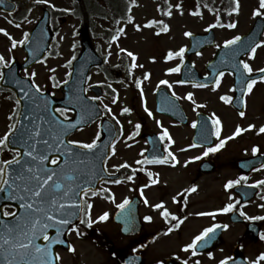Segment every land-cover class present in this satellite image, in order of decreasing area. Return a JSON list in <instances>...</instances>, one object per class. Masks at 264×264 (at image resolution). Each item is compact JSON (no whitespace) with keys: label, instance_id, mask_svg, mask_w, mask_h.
I'll return each mask as SVG.
<instances>
[{"label":"flooded vegetation","instance_id":"1","mask_svg":"<svg viewBox=\"0 0 264 264\" xmlns=\"http://www.w3.org/2000/svg\"><path fill=\"white\" fill-rule=\"evenodd\" d=\"M79 5L82 6V10H84L85 3L76 4L78 11ZM35 8L38 9V12H36L35 19L32 21L31 16ZM44 10H49L50 29L52 37L55 38L57 35L58 15L55 16L56 11L53 10L52 5L49 3H41L37 2V0H5V3L0 5V28L6 29L9 34L5 35L4 33H0V54H3L11 63L15 61L22 62L26 55L22 49L24 44L18 45L16 48H11L10 37L20 40L23 38L25 32L29 34L33 24H35L39 15H41ZM61 22H63V19ZM16 24H19L20 27H16ZM119 29L121 28H93L92 26H88L91 43L95 51H97L101 57L102 63L92 67L88 71L85 89H87L86 95L89 98L99 97V99L95 101L100 108L101 115L87 127L79 128L71 133L69 140L74 139L90 142L96 137L98 132L100 133L101 140L102 121L108 120L111 122L117 138L115 142V153L113 154L111 152L106 166L111 174L117 175L113 180L118 179L121 182L118 184L111 183L112 180L110 179L103 184L106 185L107 190L113 189V186L121 185L125 188L124 190H126L125 198L129 200L134 196L141 198L139 216L144 226L139 235L125 237L120 234L119 226L114 224L119 233L118 241H120V243L116 244L110 236L104 234V240L107 245L106 250H103L95 240L86 237L83 233L77 235L74 230L73 234L75 238L79 241L90 243L96 250L101 249L104 252L106 251L108 259L114 260L115 264H123V257L128 252H134L143 256L146 264H159L161 261L165 264L167 258L183 263L187 260L188 264H196L197 261H199L200 264H207L208 259H215L213 264H219L221 259L232 257L234 252L240 253L247 263L249 260L256 259L261 252H264V239L260 238V234L264 232V220H248L245 216L241 215V212L247 213L246 208H249V213H247L248 216H264V207H261V205H264V199L261 198L264 197V185L257 186L255 184L256 181L264 180V168H260V165L264 163V133L259 132V128L264 126V93L257 92L259 91L258 88L264 86V81H259V79H257V83L253 86L252 92L245 93L242 106V111L245 113L243 117L239 114L241 110L234 108L231 103H227L232 109L234 121L231 128L230 125L221 124V136L219 139L231 136L237 126L247 130L233 139L227 140L222 149L204 156V151L210 146L196 145L195 147H189V145H193L191 141L194 129L192 123L197 113L204 112L208 114L209 112H214L213 95L207 93V96L203 97L202 101H199L201 105L198 107L199 109L194 112L193 120L192 116H187L188 111L193 110V107H191V109L188 106L185 108L183 107L186 119L185 123L177 122L167 113L157 111V98L164 102H166L167 99L169 100L164 90L170 96L172 95L171 87L159 84L161 80H168L171 84V73H169L165 67H161L158 64H156L157 67L153 72L150 67L147 68V65H144L145 62L142 59L143 53L141 54V50L133 47V45L136 46V44L130 46L121 42L124 36L123 32L117 36L116 40H113L112 37L117 35ZM82 30V26L77 27L74 28L71 33L73 39H75L69 56L72 61L74 60L72 57L75 56L76 58L81 50L80 34ZM54 38H52V40ZM52 45L53 41L50 43L48 52L52 51ZM121 49L126 51H121ZM57 51L58 56L63 55L62 52L59 53V48ZM129 51L135 54L136 59L134 63L136 67H132L133 60L127 55ZM44 60L45 59L34 63L27 69L21 70L20 74L30 79H35L36 84L40 85L44 91H50L56 94V96L58 95L61 97L64 83L58 82L68 80L69 76L67 74L71 72L72 62L71 65L68 64L69 60L67 62H60L57 67L58 72L56 73L55 80L51 79V77H53L52 74H50V80L49 74L48 76L47 74H43V78L39 80L35 68L40 66ZM3 68L0 70L3 71ZM257 70L258 69L254 70L253 73L257 72ZM33 71L36 73L34 78L28 75ZM150 71L151 73H149ZM146 74H148L147 78H145ZM223 78H226V82L230 84V90L224 93L233 97L231 76L225 73ZM137 80L141 81L139 86L136 83ZM222 80L223 79H221V81ZM57 84L58 86H56ZM179 84H175L177 91L174 92L176 93L178 101L183 106V104L187 102V94L184 91H179L181 88L194 87L197 89H206L212 87L215 83L205 87H197L195 84ZM141 88L143 89V93H141ZM1 95H7L14 99L13 92L0 85V96ZM220 97L221 96L217 95L214 99L219 101ZM113 100H115V103H113ZM221 102L223 101L221 100ZM104 105H108L111 111H107ZM145 105L148 110H146ZM124 108H129L131 111L124 112L122 111ZM149 111L151 115H149ZM66 116L67 118H72L74 113L68 112ZM137 123L141 125V128L137 135H133L136 131L135 126ZM171 124L175 126V134L173 136L174 142H169L167 139L160 141L159 136L164 128H167L171 135ZM249 124L255 125V127L248 129ZM153 135L155 136L152 137ZM129 137L131 138L129 139ZM219 139L215 137L211 146L218 143ZM150 142L155 144L159 143L164 152V156L167 155L169 151L167 147L171 145V152L176 156L179 162L169 164H137V161L146 157L145 152L149 148ZM165 145H167V147H165ZM253 147H258L259 151L253 153ZM131 151L135 153L130 154ZM193 151L197 153L192 155L191 153ZM7 154L9 155V153ZM193 157H200V159H192ZM115 158L116 164L113 163ZM246 159H250L251 162L246 168H243L242 166L244 163L241 160ZM202 160L211 162L207 168L216 166L215 171L201 173L199 163ZM226 160H230V164L228 165L234 170L233 175L228 180L238 179L242 175L248 177L246 182L242 181L239 185H234L233 188L230 189V192H232V203L239 201L232 210L236 211L242 219L232 224H226L228 227L222 233L223 241L211 244L208 247L209 249L202 252L196 251V255H193L190 249L188 250L189 252L184 253L185 251L182 250V246H180L178 251L170 250L167 254H163L162 252H147L146 249L149 248L152 242L158 239V237L162 238V236L166 237L167 235L171 243V234L176 233L178 236L180 235L183 226L191 216V208L196 205L195 202H191V195L203 192L204 181L212 183L215 179L219 183V188L223 191L224 181L222 170ZM125 163L131 165V167H123L119 168V170L115 167ZM134 169L135 174L133 175ZM149 172L153 173V175L149 176ZM128 176H133V179L128 180ZM153 179H156L158 182L152 184L151 181ZM193 186H195V191H186ZM241 189L242 192L249 196L246 201H242L240 195L237 193V191ZM107 190L106 194H108ZM141 191H143V195H141ZM148 194L154 195L156 201L152 202L151 207L144 212L143 207L149 205V203H144V197L146 196L148 201L153 200L152 198H148ZM173 197H176L175 201ZM161 202H163L164 207L173 214V216H170L167 220L162 216L163 209H156L153 207V205ZM220 208H223L222 202L221 205L216 208L215 215L211 218L212 221L201 227V231H203L204 228L211 227L213 224H225L224 213L217 211ZM196 210L197 209H195V211ZM204 211L205 210H197L194 212V217L196 219L204 217L205 215H198V213H205ZM145 216H151L153 219L151 221H145ZM173 217L178 218L182 223L179 228H174L173 231L169 233L167 229L177 222V219ZM82 218H84L83 215ZM226 218H228V214ZM148 225L151 227L149 231H147L146 228ZM231 225L242 226L243 231L236 236V240L227 242L224 233ZM82 227L87 228L93 234H103L99 232V227H95V225L88 227L86 223H80L78 229ZM69 252L70 251L65 252L59 249V254L62 255L63 260L65 258V253ZM209 252L213 254L211 257L209 256ZM148 253L151 255L148 256ZM219 253H221L220 256H218Z\"/></svg>","mask_w":264,"mask_h":264},{"label":"snow or ice","instance_id":"2","mask_svg":"<svg viewBox=\"0 0 264 264\" xmlns=\"http://www.w3.org/2000/svg\"><path fill=\"white\" fill-rule=\"evenodd\" d=\"M41 3H49V0H37ZM5 0H0V5H3ZM55 7V5H53ZM180 8V5H176ZM240 0H235V6L230 9L229 14L239 13ZM168 16L172 15L169 10L166 13ZM198 15L199 13H193ZM253 16L264 17V0H259V6L253 11ZM133 19L129 16V20ZM153 24L162 25L159 29L160 32H167L168 25L164 22L157 20H150L147 23L148 27ZM20 27L19 24L15 25ZM220 26V20L217 19L216 25H210L209 27ZM236 22H230L226 25L228 28H235ZM137 28L140 26L137 25ZM123 28L119 29L117 35L112 37L113 40L117 39V36L123 32ZM0 33L9 35L4 28H0ZM185 35L192 36L191 32H186ZM29 34L25 32L23 38L16 40L11 38V48H16L18 45H23L28 40ZM242 37L240 35L233 36L230 39H226L223 45L226 49H230V55L235 58L240 55L241 52L246 53L250 58L254 59L257 53V49L264 46V40L259 42H253L252 44H240ZM240 44L239 47L234 48L232 46ZM217 48L221 45L217 44ZM121 51H126L121 49ZM186 52V46L179 48L178 51H169L165 59H172L173 57H181V64H183V57ZM127 55L132 58V67H136L135 54L127 52ZM75 59V56L72 57ZM72 60L68 61L71 65ZM11 64L10 60H7L3 54H0V69L7 67ZM242 66V68L240 67ZM235 72H239L240 82L246 86V92L251 93L253 86L257 83V79H252L249 74L253 73V67L246 60H239L238 63L232 65ZM54 71V70H53ZM169 73L180 72L181 65H177L173 68L167 69ZM260 75L259 81H264V68L257 70ZM30 77H35L36 73L33 71L28 74ZM71 77V73L67 74ZM147 75L145 78H147ZM225 72L219 71L215 77L214 83L216 87L221 84V78L224 77ZM4 79V72L0 70V80ZM55 80V77H51ZM188 81L180 80L178 83L183 84ZM19 84L20 81H17ZM58 83L67 84L68 81H59ZM137 85L141 84V81L137 80ZM161 85H167L171 87L168 80L159 81ZM58 86V84L56 85ZM197 87H205L204 84H197ZM87 91V89H83ZM20 92L23 94L25 100L30 101L26 111L21 110V101L17 99L15 101L16 107L9 115L11 123L7 127V131L0 136V153L4 151L12 152V156L9 159H0V264H59L61 259L59 253H54V245L64 244L66 241L63 239L65 231L75 230L77 235H80L78 227L73 223L74 218H79V214L83 213L85 218H80V223H86L88 227H91L97 221H107L109 219V213L107 211L99 215L96 220L91 217L92 203L89 202L87 197L89 195L96 196L97 191L91 184L92 176L95 174H89L84 171L85 160L81 159L82 156H90L94 153L92 150L98 148V141L100 140V133L96 134V137L90 142H83L80 140H65L64 136L70 129L76 128L81 124L83 117L75 122H68L66 114L73 110L70 107L55 108L48 111V101L43 104H39L37 101L39 96L43 93V89L40 85L36 84L35 79L31 81V87L25 89L20 88ZM141 93L143 89L141 88ZM176 95L175 92L172 93ZM96 100L99 97H92ZM187 99L193 100V94L188 93ZM222 101L231 103L233 97L228 95H222L220 97ZM71 104V101H69ZM77 103H80L78 98ZM115 103V100H113ZM193 103L195 101L193 100ZM81 107L83 104L81 103ZM146 110L147 106L145 105ZM200 107V105H197ZM107 111H111L108 105H104ZM122 111L130 112L131 109L124 108ZM59 113L60 115H57ZM240 116H244L245 113L241 111ZM149 115L151 112L149 111ZM61 116L64 119H61ZM211 124L214 126L212 135L218 139L221 136V120L219 117L212 114L209 117ZM197 121H193L192 126L197 127ZM255 125L249 124L248 129L254 128ZM136 131L133 135H137L141 128L139 123L135 126ZM240 126H237L236 130L231 136L219 139V142L214 146L208 147L203 155L207 156L209 153L217 152L225 146L227 140H231L234 137L240 135L246 131ZM260 133H264V126L259 128ZM131 137H129L130 139ZM160 141L167 139L169 142H174L167 128H164L159 136ZM196 145H189V147H195ZM167 147V145H165ZM80 149L88 150L84 153L79 151ZM259 151L258 147H253L252 152ZM111 152L115 153V141L112 142ZM192 159H200V157H193ZM176 156L168 151L165 156H153L151 159L144 157L142 160L137 161V164H169L178 163ZM117 170L123 167H131L127 163L115 166ZM260 168H264V163L260 165ZM106 170V169H105ZM256 170V169H254ZM135 169L133 170V175ZM149 176L153 173L149 172ZM98 178V177H97ZM128 180H132L133 176H128ZM248 177L246 175L240 176L238 179L228 180L225 184L226 189L233 188L234 185H239L242 181L246 182ZM120 180H112L111 183H120ZM158 181L153 179L152 184H156ZM257 186L264 185V180L256 181ZM195 186L186 191H195ZM100 191H106L101 189ZM143 195V191H141ZM264 199V197H261ZM109 199L114 200L113 196H109ZM231 199V197H230ZM176 200V197H173ZM130 203L128 198H125L122 202L117 204V208L124 210ZM144 203H149L145 198ZM235 203H228L225 207L218 209L217 211L227 213L236 207ZM11 207L12 210H9ZM156 209H163L162 216L167 220L172 213L164 207L163 202L153 205ZM264 207V205H261ZM198 215H210L214 216V212L198 213ZM241 215L245 216L248 220H264V216H248L247 213L241 212ZM8 217H11L9 221ZM177 222L172 224L167 229L170 233L174 228H179L182 221L178 218ZM151 216H145V221H151ZM71 226V227H69ZM220 225L213 224L211 227L204 228L198 235H196L191 243L185 245L184 250H192L193 255H196V249L198 244L201 246L206 245L211 238L210 234L215 231ZM227 228L228 225H224ZM50 230L55 231V235H50ZM127 232L129 229L124 228ZM260 238L264 239V232L260 234ZM69 251L74 252L75 248L69 246ZM213 254L209 252L211 257ZM232 257H225L219 261V264H229ZM264 262V252H261L256 259L249 260L248 264H262ZM163 264V262H159ZM184 264H188L185 260ZM196 264H200L199 261Z\"/></svg>","mask_w":264,"mask_h":264},{"label":"rangeland","instance_id":"3","mask_svg":"<svg viewBox=\"0 0 264 264\" xmlns=\"http://www.w3.org/2000/svg\"><path fill=\"white\" fill-rule=\"evenodd\" d=\"M107 0H85L86 8L90 12L93 10V2H96L100 7L99 10L95 11L91 15V26L96 27H125V34L121 39V42L126 43L130 46L132 44L134 48H139L141 50L143 61L147 62V65L151 68L152 72L157 67L156 61L162 58L164 54H168L171 50L173 52L178 51L179 48L187 45L186 32H204L210 25H216L217 19L220 20L221 24H224V27L215 26V44L213 47L202 50L199 54L191 57V62L196 66L198 70L203 71L204 65L207 60H209L215 52L216 45L223 44L226 39H230L233 36L244 34L250 25L252 24L254 18L253 11L259 6V0H240V11L239 13H231L230 9L235 6V0H127L133 6L130 11L133 16V19H124L120 20L122 4L121 0H108L109 5L106 4ZM123 1V0H122ZM49 4L55 5L53 10L56 11L55 16L58 15L57 19V38L54 40V46L48 56L45 59L44 63L36 67L35 70L38 73V79L40 80L43 77V74H52L56 75L58 72V65L60 62L67 60L69 58L70 49L72 44L75 42L73 39L74 28L81 26L82 19L79 11L76 8V5L70 0H49ZM176 5H180V8H177ZM107 10V11H106ZM171 11L172 15L168 16L167 11ZM38 12V9L33 10L31 20L34 21L35 14ZM199 13L194 15L193 13ZM104 15V17L109 18V20L100 21L99 17ZM64 18L65 21L61 22L60 19ZM264 19V17H262ZM157 20L163 21L164 24L168 25V31L164 32L161 35H157L153 25L151 27L147 26L148 21ZM30 22V21H28ZM27 22V23H28ZM230 22H236L237 26L235 28H228L226 25ZM137 25L140 27L136 29ZM264 40V36L262 37ZM59 53L63 55L58 56ZM181 59V57H179ZM248 63L254 69H259L264 66V46H261L257 49V53L254 59L247 57ZM148 60H156L154 63H148ZM175 60V59H174ZM179 60V59H178ZM176 61V60H175ZM172 62V60H171ZM178 62V61H177ZM54 70V71H53ZM228 83L224 88L225 91H228ZM259 91L264 93V86L258 88ZM193 92V91H192ZM262 95V94H261ZM193 98L195 103L200 101L203 97L207 96L205 93H194ZM213 98L214 111L218 114L220 120L226 124L230 125V128L234 121V115L230 108L220 105ZM193 100L191 103H193ZM7 101V102H6ZM11 106L10 100H3L0 104V123H6L8 114ZM257 111V110H256ZM175 126L171 124V137L174 141ZM3 135V132H1ZM183 144V143H182ZM230 149V148H229ZM134 151H131L130 154H134ZM197 152H192V155H195ZM1 158L3 156L1 155ZM226 160L224 164L222 175L224 185L226 181L233 175V169L229 162ZM113 163L116 164V158L113 160ZM192 166V165H191ZM204 190L202 193L192 194L191 202H195L196 205L191 208V216L183 226L182 232L178 234H171V243L169 237L162 236V238L155 240L154 243L146 249L147 252H162L167 254V252L178 251L180 246H183V251L185 245L188 242H191L193 237L201 230L206 224H209L214 216L205 215L202 218L196 219L194 217V212L197 210H205V213L213 212L212 210L218 208L223 203L225 207L228 203H231L230 193L226 191V188L223 191L219 188V183L214 179L212 183L204 181ZM125 188H117L115 195H113L114 200L107 201L104 198L97 197L93 200V208L91 211L92 219L97 218L103 212L107 211L109 214L114 210L113 206L118 204L124 197L126 190ZM148 198H152L149 203L156 201V198L152 194H148ZM149 206L143 208L146 212ZM195 209H197L195 211ZM246 212L249 213V208H246ZM227 221V220H226ZM96 227H99L105 234L110 236V238L116 242L118 241L119 233L117 232L116 226H114L111 219L107 221H98L95 224ZM147 231L151 229L148 225ZM243 231L242 226L231 225V227L224 233V237L227 242H233L236 240V236ZM168 240V241H167ZM73 243L75 247L74 254H66L62 264H115L114 260H109L106 254V251L101 249H95L88 242H82L73 238ZM104 250V249H103ZM189 252L188 250L184 253ZM147 254L150 256L151 254ZM221 253L218 254L220 256ZM217 256V257H218ZM215 259H208L207 264H213ZM264 264V262H262Z\"/></svg>","mask_w":264,"mask_h":264},{"label":"water","instance_id":"4","mask_svg":"<svg viewBox=\"0 0 264 264\" xmlns=\"http://www.w3.org/2000/svg\"><path fill=\"white\" fill-rule=\"evenodd\" d=\"M45 21H46V17L43 18V21H42L41 26H40V27H42V30H43V35H44L43 40L48 38V32L46 30ZM262 29H263V22L261 20L257 19L255 24L253 25L252 29H250L246 35L242 36V41L240 42V44H249L250 45L253 42H258L260 39ZM189 41H190V46L188 47L186 54L197 52L200 49H202L203 47H206L208 45H212L213 44V32L211 30H209L208 33H206V34H195V35L189 36ZM240 44L232 46V47L237 48L240 46ZM84 47L85 48L88 47V43H85ZM230 52H231V50L226 49L224 46L221 47L220 49H218L213 61L208 64V69L210 71H212L213 73L218 72V71H224V70L234 71L232 65L235 63H238V61L240 60V58L244 54V52H241L240 55H238L235 58H233L230 55ZM185 65L187 68L190 67L189 74H192V71H191L192 67L189 65V63L187 62ZM76 82H77L76 86L79 84L80 90H82V83H83L82 80H79ZM78 98L80 101L84 100L82 92H80ZM78 98H77V100H78ZM19 99L21 101V110L26 111L28 106H30L31 102L25 100L24 98H19ZM42 101H48V111L51 112V110H53L54 106L59 105V104L67 106V107H73V101H75V99L72 97H66V99L62 102H59L56 100L55 101L49 100V99H43ZM69 101H71V104L69 103ZM37 102L39 104H43V103H40L39 100ZM79 151L84 152V153L88 152V150H82V149H80ZM89 158H90V156L81 157V159L85 160V164L83 166L84 171L86 173L92 174L91 168L88 167L90 162H91L89 160ZM99 178H100V176L98 174H95L94 176H92L91 184L93 187H94L95 183L99 180ZM6 219L11 221L12 218L9 217ZM76 221H77V218H74L73 223H75ZM65 233H66V231H65ZM54 247H55V245H54Z\"/></svg>","mask_w":264,"mask_h":264}]
</instances>
